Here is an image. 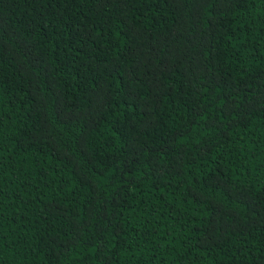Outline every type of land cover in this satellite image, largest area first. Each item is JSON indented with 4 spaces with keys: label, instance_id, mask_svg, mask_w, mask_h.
Returning <instances> with one entry per match:
<instances>
[{
    "label": "trees",
    "instance_id": "obj_1",
    "mask_svg": "<svg viewBox=\"0 0 264 264\" xmlns=\"http://www.w3.org/2000/svg\"><path fill=\"white\" fill-rule=\"evenodd\" d=\"M0 264H264V0H0Z\"/></svg>",
    "mask_w": 264,
    "mask_h": 264
}]
</instances>
